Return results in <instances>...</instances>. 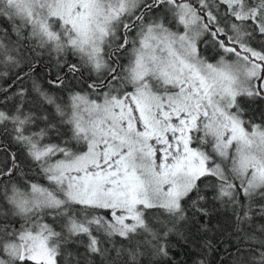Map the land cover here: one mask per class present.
Returning <instances> with one entry per match:
<instances>
[{"label":"snow or ice","instance_id":"6c2138e0","mask_svg":"<svg viewBox=\"0 0 264 264\" xmlns=\"http://www.w3.org/2000/svg\"><path fill=\"white\" fill-rule=\"evenodd\" d=\"M0 264H264V0H0Z\"/></svg>","mask_w":264,"mask_h":264},{"label":"trees","instance_id":"16d2710c","mask_svg":"<svg viewBox=\"0 0 264 264\" xmlns=\"http://www.w3.org/2000/svg\"><path fill=\"white\" fill-rule=\"evenodd\" d=\"M182 258V257H181Z\"/></svg>","mask_w":264,"mask_h":264}]
</instances>
